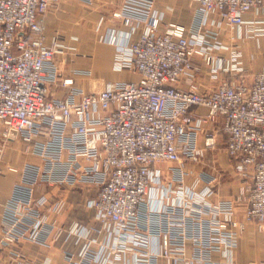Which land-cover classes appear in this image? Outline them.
Listing matches in <instances>:
<instances>
[{
  "label": "built area",
  "instance_id": "obj_1",
  "mask_svg": "<svg viewBox=\"0 0 264 264\" xmlns=\"http://www.w3.org/2000/svg\"><path fill=\"white\" fill-rule=\"evenodd\" d=\"M57 1L0 0V174L19 176L0 221L6 264H53L24 243L65 235L78 246L65 251L66 264H237L245 226L264 233V68L249 78L242 48L205 25L242 27L245 13H264V0H197L202 17L192 28L164 21L156 0H123L114 17L130 29L106 41L115 45L114 68L139 77L88 92L62 75L57 55L67 46L48 42L45 20ZM263 22L255 34H264ZM140 27L137 40L120 43L121 32ZM54 85L66 90L55 94ZM220 134L250 180L233 198L213 201L218 177L199 174L189 184L186 163ZM13 141L40 164L5 162ZM40 184L59 194L37 196ZM78 185L99 188L87 203L94 217L67 226L57 218L67 205L62 187Z\"/></svg>",
  "mask_w": 264,
  "mask_h": 264
},
{
  "label": "crops",
  "instance_id": "obj_2",
  "mask_svg": "<svg viewBox=\"0 0 264 264\" xmlns=\"http://www.w3.org/2000/svg\"><path fill=\"white\" fill-rule=\"evenodd\" d=\"M123 0H58L48 11L46 16V35L48 42L55 38L59 39L67 47L57 55V61L63 76H73L75 84L85 91H97L103 88L107 82L120 80L138 79V75L131 71H120L114 68L115 64V45L108 43L106 39L120 29L129 30L120 19L114 17V12L119 10ZM156 9L164 15V21L183 24L189 28L195 27L197 19L202 17L200 6L197 0H156ZM264 20V13L250 11L244 15L242 27H229L225 24L217 25L216 21H209L205 25L207 28L217 29L219 39L228 44H236L243 50L242 61L249 73L252 74L264 68V34H255L253 28L256 20ZM264 28V22L260 24ZM142 28H137L131 34L120 33V43L127 44L137 40L142 33ZM123 34V35H122ZM73 47V48H72ZM229 50L224 49L222 54H228ZM195 61L203 67V71L208 69L203 64L202 59L196 58ZM77 71H82L76 73ZM87 71V72H84ZM88 71L90 73H88ZM201 82L206 86H211L212 81L204 73L200 77ZM55 94H62L66 87L62 85L53 86ZM201 112H207L206 108L195 107ZM16 141L11 143L18 151L13 157L5 155V162L16 166H22L25 161L40 164L39 157L25 153L22 143ZM234 164L237 174L241 177L234 182L225 181L226 178H218L211 200L233 198L241 186L250 180V176ZM169 163H162L167 174ZM175 165V164H174ZM186 167L191 169V174L187 178L189 184L196 181L199 174L209 173L213 176L216 171L199 169L193 163H186ZM234 169V170H235ZM206 171V172H205ZM220 176V174H217ZM216 175V176H217ZM19 176L14 172L0 174V221L4 209V204L9 199L14 184ZM63 194L67 205L58 215L60 223L67 226L79 221L88 224L93 220L94 210L88 208L89 199L96 197L99 188L96 186L78 185L74 187L63 186ZM37 196L46 195L56 197L59 188L48 184H40L35 187ZM244 207L238 206L236 218L238 221L244 220ZM1 239V233H0ZM24 248L31 256L41 258H52L53 264H66V250H77L70 237L63 236L57 242L49 245L38 243H24ZM220 255L216 254L215 258ZM233 259L237 264H251V262L264 259V233L259 232L254 224H247L243 235L240 237L239 246L233 252ZM8 261L7 252L0 247V264ZM258 262H256L257 264Z\"/></svg>",
  "mask_w": 264,
  "mask_h": 264
},
{
  "label": "rangeland",
  "instance_id": "obj_3",
  "mask_svg": "<svg viewBox=\"0 0 264 264\" xmlns=\"http://www.w3.org/2000/svg\"><path fill=\"white\" fill-rule=\"evenodd\" d=\"M1 129H2V124L0 123V134H1ZM203 139L204 136L201 137V144ZM11 143L7 146L6 153L8 156L13 157V155L17 150L15 149L14 146H11ZM18 143L21 142L16 141L15 143L16 146L18 145ZM233 163L235 162L230 157L226 149V139L222 134H220L217 136V143L215 147L203 150V154H201L200 159L197 160L195 163H193V165L196 167L197 170L203 169L209 171L210 169H213V171L217 172L216 175L220 174V176L217 175L219 179L220 177L221 178L224 177L226 178L225 181L234 182L239 180V178L241 177L237 174ZM255 262H258L257 264H264V259H261L259 261H254V263Z\"/></svg>",
  "mask_w": 264,
  "mask_h": 264
},
{
  "label": "water",
  "instance_id": "obj_4",
  "mask_svg": "<svg viewBox=\"0 0 264 264\" xmlns=\"http://www.w3.org/2000/svg\"><path fill=\"white\" fill-rule=\"evenodd\" d=\"M16 133L14 132V135H15Z\"/></svg>",
  "mask_w": 264,
  "mask_h": 264
}]
</instances>
